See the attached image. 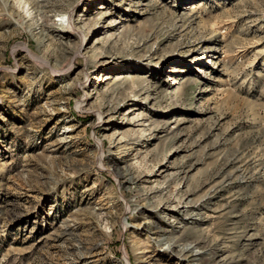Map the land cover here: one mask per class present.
Wrapping results in <instances>:
<instances>
[{
    "label": "rangeland",
    "instance_id": "374dc122",
    "mask_svg": "<svg viewBox=\"0 0 264 264\" xmlns=\"http://www.w3.org/2000/svg\"><path fill=\"white\" fill-rule=\"evenodd\" d=\"M0 264H264V0H0Z\"/></svg>",
    "mask_w": 264,
    "mask_h": 264
},
{
    "label": "bare ground",
    "instance_id": "6f19581e",
    "mask_svg": "<svg viewBox=\"0 0 264 264\" xmlns=\"http://www.w3.org/2000/svg\"><path fill=\"white\" fill-rule=\"evenodd\" d=\"M69 18H70V20H69V27L71 28V29H73L74 28V25H73V22L71 21V14H72V11H70L69 13ZM51 27V26H50ZM52 28V27H51ZM55 29V28H54ZM56 29H57V27H56ZM187 250V249H186ZM195 252V251H194ZM200 253V252H199Z\"/></svg>",
    "mask_w": 264,
    "mask_h": 264
}]
</instances>
